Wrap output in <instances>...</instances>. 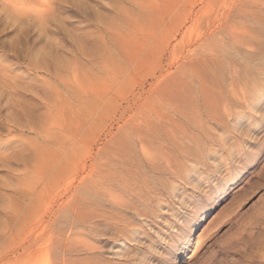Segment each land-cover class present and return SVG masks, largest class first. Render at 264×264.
<instances>
[{"label": "bare ground", "instance_id": "6f19581e", "mask_svg": "<svg viewBox=\"0 0 264 264\" xmlns=\"http://www.w3.org/2000/svg\"><path fill=\"white\" fill-rule=\"evenodd\" d=\"M54 1L55 0H35V2H32L33 6H29L28 8L25 6L26 4L24 5L17 0H13L6 5L12 9H10L12 12L14 11V13L18 15L17 17L32 14L43 22L46 18L51 16V13L55 10ZM95 1L92 2L95 3ZM232 1H220L221 11L217 10L215 15L212 14L214 16L210 15V17H207L209 14L206 13L209 12V6L212 5L211 3H213V0H199L200 8L198 7L199 9L197 12H195L194 8L196 3L193 1L189 2L191 5L189 7L190 9H188V14L185 17L183 24L180 23L181 27L182 25H185L183 27H185L186 30L182 36H189V45H186L185 47V43L184 47H182V42L176 41V34L171 36L175 39L176 44H167L171 59L168 61L169 63H167L166 67H175L180 62L187 60L189 63L186 64L192 65L191 70L189 74L185 71L188 75H183L185 79L182 77L183 80H181V83L179 80L178 82L174 80L173 83L169 84L171 86L168 87V89L170 88L168 91L165 87L168 86L167 83L173 76L168 79L167 75H165L167 69L160 64L161 75H159L160 77L158 76L159 78L155 81L156 83L154 82L155 87H152L158 98L161 97L158 96L160 95L159 93H163V91L164 94L165 92H168L167 96L171 93L170 97H172V100L175 102L170 105V108L172 109L171 112L165 114L163 108L162 111L159 109V112L161 111L160 113H150V110H148L150 107L147 108V106L146 112L150 114L145 113L146 115H142L143 112H145H142V109L140 112L141 115H133L134 117H132L130 121L124 120V127H120L114 134L110 132L112 133L111 139H109L108 144L106 143L107 147L104 153L99 151L94 154L91 147L82 144V140L75 145L61 144L57 150L59 152L57 166L52 165L49 169V173L52 172V170L58 169V171L64 173L62 176L66 175L68 177V182L65 188L55 193L54 196L52 195L53 203L54 201L57 203L55 204L57 205L55 208L56 210L52 207L53 205L51 202L50 204H45L42 214L38 216L37 214H34V203L42 201L43 194L48 195L46 193L47 188L54 178H49L45 181L33 180L30 182V185H28V188L26 187L27 190L23 194V204L12 208V230L14 235L19 236V239L22 241L21 244L18 245L22 247L21 249H24L23 251L26 256L27 254L32 257H37V254L40 256L42 255V258L40 259L39 257L34 264H53L54 260L53 262L51 261L53 258L51 255L53 254L51 253H54L57 256H62V258L67 255L79 256V258L73 257L76 258L75 261L77 263L74 261L76 264H176L180 257L188 255L192 247V234L206 219L217 204V201L222 198L225 190H229L242 183L243 178L240 177V175L247 169L234 165V163L229 166L220 164L222 167L225 166L226 170L224 171H226V174L224 175H227V181L221 179L217 180V187L212 189L209 187L208 191L203 188L204 185H202V183L209 179L208 176L210 175V172L212 173L211 170L207 169L205 170L206 173L202 172L199 178L193 179L194 174L198 173L201 166H214L208 164V160L211 158L210 156H212V150L210 149L215 147L210 148V146L214 145L216 142H219L222 146L223 144H226L224 143L226 136L222 137L223 139L221 138L220 140L218 130L216 129L215 131V128L213 127V129L212 126H216L223 122L222 115H224L223 119H225L227 116H232L233 113L228 115L230 107L225 104L223 107H226L225 111H227V114H224L223 112L225 111L222 110L223 107L221 106V108L220 105H224V103L230 104L232 102V100H229L232 98L229 94L233 96V98L235 96L238 97V91H240L243 97L242 92L244 91H241L239 86H236V84L241 82L236 83L239 81L238 77H236L239 73L237 66L239 60L237 61L238 63H235L234 61L238 58L243 59L242 51L237 48L236 45H238V47L248 46L251 40L247 35L248 29H243V32L240 34L235 32L236 29L232 31V27V30L229 28L230 31L226 29L227 23L229 24V21L226 22V20L230 13L232 14L233 12V10L231 12L234 3H232ZM238 1H241L242 6H244L243 2H245V0H237V2ZM77 2L79 1L77 0ZM80 2L82 3V6L88 4V0H81ZM156 4L158 3L154 0H111V2L108 3L107 1L104 5L93 4L92 22L89 25L87 24L88 27H86L87 29H85V32L83 31L84 34L83 32H79L81 34L74 36V39H72L76 44V53L79 57L78 58L76 55V57L73 56L74 58H77V64H75L79 65L76 71L80 69V74L75 75L76 79L74 80L78 79V82H80V80H87L93 84L96 82H99L100 84L106 83V80H108L109 77H112V72H114L112 70L114 68V70H116V68L119 67L120 62L121 64L123 63V65L124 63L126 65L128 62V66L125 70L133 67L139 57V50L136 46L138 41L134 35L140 34V32L146 33L145 31L150 30L149 23L151 22L152 24V22L155 21L157 14L160 12L156 13V6L159 5ZM88 6V9H90L91 4L89 3ZM162 6L164 5L162 4ZM84 7L87 9L86 6ZM235 7L237 6L235 5ZM239 9L243 10V7ZM248 9L251 8L249 7ZM167 11L168 10H166V12ZM205 14L207 15L206 20L204 19ZM239 14L241 13H238V15ZM203 19L206 23V28L203 30L202 27V30H200L199 24L203 25L204 22L200 23ZM187 22L190 24L189 26H186ZM246 23L245 25L248 24ZM180 24L179 29L175 30V33L180 32ZM250 32L253 31L251 30ZM227 34L229 35L228 38H226ZM250 46L253 49V46ZM135 47L137 50L134 49ZM181 48L183 50H181L182 56L178 58L177 53ZM246 48L247 47H245V49ZM244 52L247 53L246 50H244ZM195 61L200 64L199 67H201L203 73L199 72L200 68L196 66ZM183 63L180 67L184 66ZM240 65L241 64L239 63V66ZM226 66H229L228 68L231 72L233 81L228 78L231 76L229 73H226ZM31 67L38 74L34 78L25 76V74L19 75L12 73V75H9V69L7 70L6 68L4 70L8 74V79L5 78V80H8V82L12 84V87L10 88V91L12 92H10L9 95H11L12 100L10 101H12V106L14 108L12 111L15 110L13 114L11 113L13 116L10 119L9 125L13 128H18L21 131L35 133L40 136L44 134L43 132L46 128L45 124L47 121L45 122V119L46 111L48 110L45 111V99H47V91L45 87L47 83L41 74L50 73V70L43 61H36V64H33ZM85 67V70L88 68V72H84ZM196 67L199 68V71ZM120 68H117L119 72H121ZM182 69L183 68H179V70ZM179 70L177 69V71ZM208 70L209 73L207 72V77H205L206 75L204 76L203 74ZM217 70L218 72H216ZM58 72L61 73L60 71ZM58 72L55 70L54 74L56 79H60L59 81H61L62 77L59 76ZM6 73L4 74L6 75ZM170 73L169 76L171 75ZM4 74L2 73V75ZM179 74L182 75L181 73ZM60 75L65 76L66 74L63 75L61 73ZM227 75V79H224ZM218 76L221 79H217ZM65 77H67V75ZM251 78L252 77H250V80L254 79ZM230 80L231 82L228 83ZM1 81L3 82V80ZM252 81L248 80L249 84H251L250 82ZM115 82L116 80H114V83ZM114 83L110 85L111 87L110 89H107V91L111 90ZM81 85L85 86L84 84ZM8 86L10 87L11 85ZM235 86L236 90L237 88L239 90L236 91ZM80 90H82L81 86ZM251 90L248 91L251 92ZM109 94L107 95L108 97L110 96ZM165 98L167 99L168 97L165 96ZM238 98L235 99H238L240 102L242 99L241 97ZM248 101H244V103H248ZM170 103H172L171 100ZM245 105L244 107H246ZM145 106L146 104L144 103L142 108H145ZM163 107L165 106L163 105ZM220 109L222 113L218 112ZM234 110L235 109L232 111L234 112ZM163 111L164 113H162ZM140 113L138 111V114ZM153 114L155 115L152 116ZM225 115L227 116L225 117ZM226 119L228 120V118ZM225 121L222 124H225ZM230 125H232V123ZM230 125L229 128L232 129L233 127L231 128ZM48 126L50 127L51 125ZM51 127H53V125ZM226 128L228 129V127ZM50 134L51 133L48 135ZM228 134L230 133L228 132ZM230 136H232V134ZM52 138L53 137L50 136L47 140H52ZM236 140L238 139L236 138ZM236 140L235 142L237 143ZM226 142H228V140ZM233 145L235 146L236 144ZM46 151L48 152L49 150L47 149ZM49 152L51 153V151ZM39 153H41L40 150ZM221 153L222 152H220V155ZM248 153L249 152H246L247 156H242L243 160L241 161L244 162L242 165H245L246 167L249 166V164L254 163L258 157V153L255 155H248ZM52 154L53 153H51V155ZM213 154L215 155L214 152ZM216 156L217 155H215V157ZM224 156V159L226 160V155ZM224 159H222V162H224ZM215 163L218 164V162ZM217 168L216 170L212 169L216 172ZM206 174L208 175L206 176ZM191 186L193 187L192 189L190 188ZM206 186H208V184ZM51 207L53 208V211L51 210ZM88 208L90 211L87 210ZM85 210L87 211L85 212ZM62 212L66 214L69 212L71 217L67 216L66 221L61 223L58 220H60L59 214H62ZM187 214L189 216H187ZM68 223L73 225V228L71 229V232H69L70 234L65 235L64 237V235H60L59 228L62 224L65 225ZM73 230L75 231L73 232ZM87 234L93 237V239L91 238V244L90 242L85 243V241L88 240L87 238V240H85ZM213 235H203L199 239L200 244L195 248L194 254H192L194 255L192 261L200 257L201 251L205 246L213 243V240L217 237H212ZM103 237H105V239ZM102 243L103 245H101ZM86 244L89 247V251L84 252L85 249L83 250V248ZM233 245L236 244L234 243ZM52 248H58L56 250L59 251L57 253L54 251L49 253V250ZM227 248L226 250L229 252L232 249L230 247ZM42 252L45 256L44 254H41ZM22 253L23 252H21V254ZM83 255H86V257H83ZM191 257H189V259ZM58 258L55 257L54 259L58 260ZM65 258V260H67V257ZM229 264L236 263L231 262Z\"/></svg>", "mask_w": 264, "mask_h": 264}, {"label": "rangeland", "instance_id": "374dc122", "mask_svg": "<svg viewBox=\"0 0 264 264\" xmlns=\"http://www.w3.org/2000/svg\"><path fill=\"white\" fill-rule=\"evenodd\" d=\"M12 1L11 0H5V1L0 0V67H1L0 71L2 70L4 71L7 68V70L9 69L8 70L9 75H12V73L19 74V75L25 74V76L34 78L38 74L31 66L33 64L35 65L36 61H43L46 63V66H48L50 73L41 74V76L45 78L46 83H47L45 87L47 91L46 92L47 99H45V111L47 109L48 110L46 111V119H45V122L47 121L45 124L46 128L44 129V132H43L45 135L42 134L39 136V135H36L35 133L21 131L20 129L13 128L9 125L10 119L13 116L12 114L13 112H15V110L12 111V109L14 108L12 106V101H10L12 100L11 95H9V93L12 92L10 91L12 84H10L8 80H5V78L8 79L7 78L8 74L6 73V71L0 72V160H1L0 162V264H34L36 263L39 257L40 259L42 258L41 257L42 255L40 256L39 254H37V257L35 256L32 257L27 254L26 256V254L23 251L24 249H21L22 247L19 246L22 241L19 239V236L14 235L13 230H12V208L17 207V205L21 206V204H23L22 203L23 194L27 190L28 185H30L31 181L33 180L45 181V180H48L49 178H54V180L47 188L46 193L48 195L43 194L44 196L42 197V201L34 203V207H35L34 214H37V216L42 214L43 213L42 210L45 207V204L47 205V204H50L51 202L53 205L52 207L54 209L57 207V205H55L57 203L55 201L53 203L52 197L54 196L55 193L65 188L68 182L67 180L68 177L66 175L62 176L64 173L58 171V169L52 170V172L49 173L50 171L49 169L52 165L57 166L58 157H59V152L57 150L61 144L75 145L80 140H82V144L85 146L87 145V147H91L94 154L99 151H102V153H104L106 150L107 144L109 143V139H111L112 133L114 134L115 131L118 130L120 127H124L125 125L124 120L130 121L132 117H134L133 115L135 116L141 115L140 112L142 109H143L142 112L145 111L143 112L142 115H146L145 113H147L146 112L147 106H148L147 108L150 107L148 109L150 110V113H155V114L157 112L160 113L163 110V108H164L165 114H168L169 112H171L172 109L170 108V105L175 103L172 100V97H170L171 93L169 96H167L168 92H165L164 94V91H163V93H159L160 95L158 96H161V97L158 98L157 94L155 95L154 88L152 89V87L155 85L156 83L155 81H157V79L160 77L159 75H161V67H160L161 65L164 66L165 69H167V72H165L166 73L165 75H167L168 79H170L171 76H173L172 79L169 80V82L167 83L168 86L165 87L166 90L168 91L170 89V88L168 89V87L171 86L169 84L173 83L174 80L177 82L179 80L181 83V80L185 79L183 75L187 76L189 74L192 65L186 64V63H189L187 62V60L183 61L185 64L183 62H180L175 67L174 66H172L171 68L166 67L167 63H169L168 61L171 59V55L169 53L167 44L168 43H170V45L176 44L175 39L171 37L174 34H176V41L182 42V47H184L185 43H186L185 47L186 45L187 46L189 45V40H188L189 36L187 37L182 36L184 31L186 30V28L183 27L185 25H182L181 27V24H183L184 19L186 15L188 14L187 13L189 11L188 9H190L189 7L191 4L189 2L193 1L196 3L194 7L195 12H197L198 9L200 8V2H198L199 0H154L156 3L159 4V5L156 4L158 5L156 6V13L159 11L160 12L157 14L155 21H153L152 24L151 22L149 23L150 30L145 31L146 33L140 32V34L134 35L136 36V39L138 41L136 43V46H137V49L139 50L138 51L139 57H138V60L136 61V64L133 67H130L127 70H125L128 66V62L126 61L127 62L126 65L125 63L123 65V63L121 64L120 62L119 67L117 68L121 67L120 68L121 72H119L117 68L116 70H114L115 69L114 68L112 70L114 71L112 72V77L111 78L109 77V79L106 80V83L100 84L99 82H96L93 84L87 80L85 81L80 80V82H78L79 81L78 79L74 80L76 79L75 75L80 74V71H79L80 69H78L79 72L76 71L79 65H76L77 58H74V57L76 56L78 57V55L76 53L77 51L76 44L74 43L72 39H74V36H78V34L80 35L83 31L85 32L86 31L85 29H87L86 27H88V25L92 22L93 6L98 5V4L104 5L107 3V1L108 3L111 2V0H96V1L88 0V4L87 5L85 4L83 6H82V3L80 2L81 0H78L79 2H77V0H55L54 1L55 10L51 13V16L46 18V20H44L43 22L41 21V19H38L37 17H35V15H32V14H28L27 16L22 15V16L17 17L18 15L15 14L14 11L12 12L11 11L12 9L9 8L8 5H6ZM17 1L22 2L24 5L26 4L25 6H27V8L29 6L30 7L33 6L32 2H35V0L33 1L24 0L25 2L22 0H17ZM92 1H95V3ZM220 1L222 0H215V1L213 0V3H211L212 5L209 6V12L207 11L208 13H206L209 15L207 16L205 14V18H204L205 20H206V16L210 17V15L212 14L215 15L217 10L221 11ZM225 1H232V0H225ZM233 2L237 4H234ZM238 2L237 0H233L232 1L233 6L235 7L236 5L238 7ZM245 2H243L244 6H242L241 4L242 2L240 1L238 8L237 7L234 8L232 6L233 9L231 8V12L233 10L234 13L232 12V14L234 16L230 13L227 20L225 19L226 22L229 21V24L227 23V26L225 25L228 31L232 30L231 29L232 27L233 28L232 31L236 29L235 32L240 34L243 32V29H248L247 35L252 41V42L250 41V44L248 46L238 47V45H236L237 48H239L242 51L241 53L243 56V59L238 58L236 61H234L236 63L239 60L238 62L241 64L240 65L241 67H240L239 63L237 62L239 73L237 74V76L236 75L235 76L238 77V80H239L236 83L241 82L239 84H236V86L237 87L239 86V89L241 91H244L242 92L243 97L240 91H238V97H241L242 99L239 102L238 99L240 98L236 96L233 98V96H231L228 93L229 96L232 97L229 99V100H232V102L230 103L232 106L228 103H224V105L222 104L220 105V107L221 106L223 107L225 106V104H227L230 107L229 109L231 110V112L230 110L228 111V115L229 114L231 115L233 113L232 116L230 117L225 115V117L227 116L226 118H228L229 120L228 121L225 118L227 121V124H226L225 119H223L224 115H222V120H223L222 123H224L225 121V124L221 123V124H218L219 126L218 125L212 126V128L213 127L215 128V131L216 129L218 130L220 140L222 137L226 136L225 137L226 139L224 140V143L226 144H223L222 146L221 144H219V142H216L214 145L210 146V148H213L214 146L215 147L213 148L214 150L210 149L212 150V154H211L212 156H210L211 158H209V160L210 159L211 160L210 161L208 160V164L210 165L212 164L214 166L212 167L210 166L208 167V165L207 167L206 165L201 166V169L199 168L198 173L194 174L193 179L199 178L202 172H205V170L207 169L211 170L212 173L210 172V175L208 176L209 179L206 180V182L204 181L202 183V185H204L203 188L208 191L209 187L210 189L217 187L216 186L218 184L217 180L221 179L223 181H227L228 177L227 175H224L226 174V171H224L226 170L225 166H229L230 164L232 165L234 163V165H238L241 168H247V169L246 171L244 170L245 172L240 175V177L243 178L242 183H240L239 185H236L235 187H232L229 190H225L222 198L217 201V204L214 206V208L209 213V215L206 217V219L200 224L198 229L192 234V239H191L192 247L190 249V252L188 253V255H184L180 257L176 264H224L225 262H226L225 264H229L231 262H235L236 264H239V263L240 264H264V72H263L264 71V0H245ZM89 3L91 4L90 9H88ZM162 4L164 6H162ZM84 6H86L87 9H85ZM241 7H243V10L239 9ZM249 7L251 9H248ZM166 10L168 11L166 12ZM238 13H241V14L238 15ZM204 19L202 22H200V23L204 22L203 23L204 26L199 24L200 30H202V27H203V30L206 28V23ZM157 21L159 24L157 23ZM245 23L247 25H245ZM179 24H180V32L175 33L176 32L175 30L179 29ZM189 25L190 24L187 22L186 26H189ZM237 27L240 29H238ZM251 30L253 32H250ZM149 31L151 32L148 33ZM228 37L229 35L227 34L226 38ZM250 45L253 46V49ZM140 46H142L143 48ZM245 47L247 48L245 49ZM134 49L137 50L136 47ZM181 50L182 48L177 53L178 58L182 56L181 53L183 50L182 51ZM244 50H246L247 53H245ZM73 60H76V61H73ZM182 63L184 66L182 65L183 67H180ZM195 64L198 67L200 65L197 62ZM178 66L180 69L181 68L183 69L179 70ZM228 67L226 66V73H229L231 77H228L227 75L225 76L224 79H227L228 77L232 80V75ZM199 68H200V71H199ZM199 68L197 70L203 73L201 67ZM85 69L86 67L84 68V70ZM177 69L179 71H177ZM55 70L57 72L60 71L63 75L66 74L67 77H65L66 75L65 76L60 75L61 73L58 72L59 76L62 77V78L60 77L61 81H59L60 79H56V76L54 74ZM88 71L89 70L87 68V70H85L84 72H88ZM185 71L186 73L188 72V74H186ZM207 72L209 73V70L203 74L204 76L206 75L205 77H207V74H206ZM216 72H218V70ZM2 73L3 74L6 73V75L5 74L2 75ZM169 73L171 74L170 76H169ZM179 73H181L182 75H180ZM177 77L178 78L180 77V78L178 79ZM250 77L254 78V79L252 78L251 79L255 81L250 80ZM217 79H221V78H219L218 76ZM1 80H3V82ZM114 80H116L115 82L116 85L114 83ZM231 80L228 83H230ZM248 80L252 81L253 84L252 82H250L252 85L249 84ZM112 83H114L113 87L111 88L110 91H107V89H110L111 87L110 85ZM81 84H84L85 86H82ZM8 85H11V86L9 87ZM80 86L82 90H80ZM236 86H235V90H236ZM90 87H91V90H90ZM239 89L237 88V90ZM246 89L248 90L252 89L253 91L251 90V92H249ZM108 94L110 95L109 96L110 98L107 96ZM165 96L168 98L166 99ZM235 98H238V99H235ZM247 99L248 100L250 99V100L248 101ZM170 100L172 103H170ZM242 101H243V104H242ZM244 101L245 102L248 101V103H244ZM144 103L146 104V106L145 108H142L144 106ZM149 103L153 105H150ZM163 105L165 107H163ZM239 105H242V106H239ZM244 105L247 108L244 107ZM154 107H156L157 110ZM223 108L222 110L225 111L226 107H223ZM232 108L235 109L234 112L232 111L233 110ZM159 109L161 110L160 112H159ZM138 111L140 114H138ZM164 111L162 113H164ZM218 112L222 113L221 109ZM150 113H147V114H150ZM223 113L227 114V111ZM155 114H153L152 116H154ZM231 123L234 126L230 125ZM48 125H51V126L53 125V127L51 126L49 127ZM229 125L231 128L232 127L233 128L230 129ZM226 127H228V129ZM47 131L51 134L48 135L49 133ZM228 132L230 134H228ZM231 134L232 136H230ZM50 136L53 137L52 140L51 139L47 140ZM227 136L228 138L230 137L231 138L228 139ZM236 138L238 140H236ZM227 140L228 142H226ZM235 140L237 141V143L235 142ZM233 144H236V145L234 146ZM218 148L220 151L218 150ZM47 149L51 151V153L53 154L51 155L49 151L48 153L46 151ZM39 150L41 153H39ZM235 150L237 151V153ZM213 152L218 157L217 156L215 157ZM220 152H222L221 155H220ZM246 152H249L248 155H255L256 153H258V157L254 161V163L249 164V166L247 167L245 165L244 166L242 165L244 164V162H241L243 160V157L246 155ZM224 155H226L227 161L224 159L225 158ZM52 156H53V159H52ZM222 159H224L223 160L224 162H222ZM237 161H239L240 163ZM215 162H218V164ZM220 164H223L225 166L222 167ZM214 167L216 168L219 167L217 168L216 172L214 171L216 170V168ZM207 175L208 174H206V176ZM205 184L206 185L208 184V186H206ZM190 188L192 189L193 187L191 186ZM191 189H190V192H191ZM53 208L51 209L52 211H53ZM87 210H89V208ZM87 210H85V212ZM69 214H70L69 212L67 214L63 212L62 214L60 213L59 214L60 220L58 221H60L61 223L65 222L67 216L71 217V215ZM187 216L189 215L187 214ZM65 225L62 224L59 228L60 235L62 236L64 235V237L65 235L70 234L69 232H71V229L73 228V225H70L69 223ZM74 231L75 230H73V232ZM203 235H213L212 237H216V236L217 237L215 238V240H213L214 244L210 243L211 246L209 244H208L209 247L205 246V248L201 251L200 257L192 261V259L194 258L193 257L194 255L192 254H194L195 248L200 244L199 239ZM86 236H85V240L88 239L89 241L87 240L85 241V243L90 242L91 244L92 243L91 238L93 239V237L88 234ZM103 238L105 239V237ZM60 239H64V238H60ZM233 242L236 245H233L234 244ZM86 245L83 248V250L85 249L84 252L89 251V247L88 245L87 246ZM101 245H103V243ZM227 247L232 248L230 252L226 250ZM56 249L55 248L50 249L51 251L49 250V253H51L52 251L57 253L59 250H56ZM21 252L23 253L21 254ZM44 253L46 254L45 251ZM44 253L42 252L41 254H44ZM51 254H53L51 255V257H53L52 260H51L50 255L49 257L52 262L54 260L53 264L54 263L62 264L63 262H64L63 264H76L77 262L75 261V259L77 257L79 258V256H76V255L74 256L67 255L65 256L67 257V260H65L66 259L65 257L62 258V256H59V255L57 256L54 253H51ZM54 255L57 258L59 257L58 260L54 259L55 258ZM73 257H76V258H73ZM83 257H86V255L85 256L83 255ZM189 257L191 258L189 259Z\"/></svg>", "mask_w": 264, "mask_h": 264}]
</instances>
